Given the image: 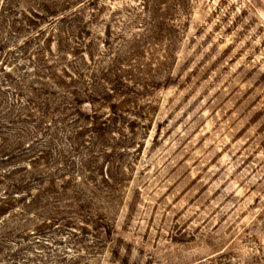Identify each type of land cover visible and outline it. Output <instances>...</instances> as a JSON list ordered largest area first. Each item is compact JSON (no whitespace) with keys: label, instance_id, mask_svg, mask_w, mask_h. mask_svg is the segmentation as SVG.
Here are the masks:
<instances>
[{"label":"rangeland","instance_id":"obj_1","mask_svg":"<svg viewBox=\"0 0 264 264\" xmlns=\"http://www.w3.org/2000/svg\"><path fill=\"white\" fill-rule=\"evenodd\" d=\"M0 264H264V0H0Z\"/></svg>","mask_w":264,"mask_h":264}]
</instances>
